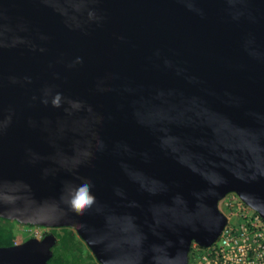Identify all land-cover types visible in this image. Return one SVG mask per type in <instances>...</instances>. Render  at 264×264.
Segmentation results:
<instances>
[{
    "label": "water",
    "instance_id": "1",
    "mask_svg": "<svg viewBox=\"0 0 264 264\" xmlns=\"http://www.w3.org/2000/svg\"><path fill=\"white\" fill-rule=\"evenodd\" d=\"M230 192L264 219V0H0V218L99 264H188Z\"/></svg>",
    "mask_w": 264,
    "mask_h": 264
},
{
    "label": "built area",
    "instance_id": "2",
    "mask_svg": "<svg viewBox=\"0 0 264 264\" xmlns=\"http://www.w3.org/2000/svg\"><path fill=\"white\" fill-rule=\"evenodd\" d=\"M226 221L207 247L193 243L188 264H264V219L235 192L218 202Z\"/></svg>",
    "mask_w": 264,
    "mask_h": 264
},
{
    "label": "trees",
    "instance_id": "3",
    "mask_svg": "<svg viewBox=\"0 0 264 264\" xmlns=\"http://www.w3.org/2000/svg\"><path fill=\"white\" fill-rule=\"evenodd\" d=\"M0 221L4 223L0 224V246H11L17 243L13 230L7 225L10 220L0 218ZM52 233L56 235L57 243L53 247V255L49 264H99L94 256L90 252L88 253L89 249L73 230L61 228L59 231L52 230ZM193 255L191 249L189 262Z\"/></svg>",
    "mask_w": 264,
    "mask_h": 264
},
{
    "label": "rangeland",
    "instance_id": "4",
    "mask_svg": "<svg viewBox=\"0 0 264 264\" xmlns=\"http://www.w3.org/2000/svg\"><path fill=\"white\" fill-rule=\"evenodd\" d=\"M0 224H4V223L0 221ZM7 225L13 230L16 238L15 241L18 243H22L30 238L42 239L44 235H48V234L56 237V235L51 232V228L48 227H39V226H31L29 224H21V222L18 223L14 220H10L9 222H7ZM60 229L61 228H57L56 230L59 231ZM56 243H57V237H56ZM86 248L88 247L86 246ZM89 252L90 250L88 251V253Z\"/></svg>",
    "mask_w": 264,
    "mask_h": 264
},
{
    "label": "clouds",
    "instance_id": "5",
    "mask_svg": "<svg viewBox=\"0 0 264 264\" xmlns=\"http://www.w3.org/2000/svg\"><path fill=\"white\" fill-rule=\"evenodd\" d=\"M92 197L89 195L87 185L81 187L77 192L75 198L72 200V207L79 210L83 208L84 205L90 203Z\"/></svg>",
    "mask_w": 264,
    "mask_h": 264
},
{
    "label": "flooded vegetation",
    "instance_id": "6",
    "mask_svg": "<svg viewBox=\"0 0 264 264\" xmlns=\"http://www.w3.org/2000/svg\"><path fill=\"white\" fill-rule=\"evenodd\" d=\"M31 226H39V225H31ZM39 227H44V226H39ZM49 228V227H48ZM55 229H57V228H51V232H52V230H55ZM45 236V235H44ZM43 236V237H44Z\"/></svg>",
    "mask_w": 264,
    "mask_h": 264
}]
</instances>
